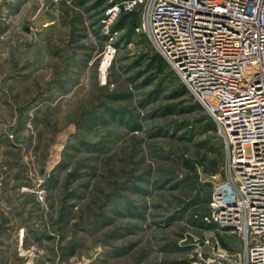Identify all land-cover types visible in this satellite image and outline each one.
Listing matches in <instances>:
<instances>
[{
	"label": "rangeland",
	"instance_id": "obj_1",
	"mask_svg": "<svg viewBox=\"0 0 264 264\" xmlns=\"http://www.w3.org/2000/svg\"><path fill=\"white\" fill-rule=\"evenodd\" d=\"M106 8L0 0V264L244 261L204 221L229 180L214 120Z\"/></svg>",
	"mask_w": 264,
	"mask_h": 264
},
{
	"label": "built area",
	"instance_id": "obj_2",
	"mask_svg": "<svg viewBox=\"0 0 264 264\" xmlns=\"http://www.w3.org/2000/svg\"><path fill=\"white\" fill-rule=\"evenodd\" d=\"M133 13L223 138L229 180L204 221L242 238L233 264H264V0H108L106 30Z\"/></svg>",
	"mask_w": 264,
	"mask_h": 264
},
{
	"label": "trees",
	"instance_id": "obj_3",
	"mask_svg": "<svg viewBox=\"0 0 264 264\" xmlns=\"http://www.w3.org/2000/svg\"><path fill=\"white\" fill-rule=\"evenodd\" d=\"M108 0H102V2H107ZM128 18H130L132 21H136V17L139 20V15L137 13H133V14H125ZM132 17H134L132 19ZM138 23V22H137ZM139 24V23H138ZM151 62L153 64V66H155L156 70H158L159 72L163 73L166 69L165 67V60L163 58H161L159 55H154L152 58H151Z\"/></svg>",
	"mask_w": 264,
	"mask_h": 264
},
{
	"label": "bare ground",
	"instance_id": "obj_4",
	"mask_svg": "<svg viewBox=\"0 0 264 264\" xmlns=\"http://www.w3.org/2000/svg\"><path fill=\"white\" fill-rule=\"evenodd\" d=\"M112 58H113V54H112V53H110V54L107 56V58H106V60H105V62H104V65H103V66H105L106 64H108V62H110Z\"/></svg>",
	"mask_w": 264,
	"mask_h": 264
}]
</instances>
